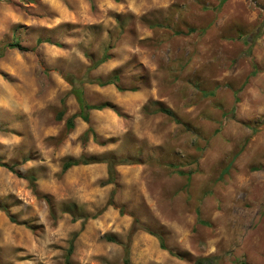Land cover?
<instances>
[{"label": "rangeland", "instance_id": "374dc122", "mask_svg": "<svg viewBox=\"0 0 264 264\" xmlns=\"http://www.w3.org/2000/svg\"><path fill=\"white\" fill-rule=\"evenodd\" d=\"M220 3L0 0V264H264V12ZM67 75L119 77L71 129Z\"/></svg>", "mask_w": 264, "mask_h": 264}, {"label": "trees", "instance_id": "16d2710c", "mask_svg": "<svg viewBox=\"0 0 264 264\" xmlns=\"http://www.w3.org/2000/svg\"><path fill=\"white\" fill-rule=\"evenodd\" d=\"M226 0H221V5L225 2ZM195 32V29H192V28H189L186 30V34H191V33H194ZM42 42V40H37V43L40 44ZM48 42V41H47ZM18 49V50H23L24 48L17 42H13V43H7L5 44L4 46L0 47V57H2L5 53V51L7 49ZM108 56L107 55H104L102 56L98 61L96 62H92V66L91 68L94 69L96 67H98L99 65H101L102 63L106 62L108 60ZM90 70V68H89ZM66 80L67 82L70 84L71 86V90H70V94L74 96L77 104H78V107H79V111L78 113H76L75 115L71 116L70 118H68L67 122H66V125L69 129H71L74 125V120L76 118H80L82 121L84 122H89V113L90 111L92 110H102L104 109L106 106H103V105H90L87 103L86 99H85V96H84V91H83V85L85 83H89V84H97L98 86L100 87H105V86H108V85H115L118 83L119 81V77L117 75H113L105 80H102L100 78H96V79H91L89 78L87 75L81 77V78H76L72 75H67L66 76ZM64 102V100H63ZM62 102V103H63ZM107 105V104H106ZM154 113H164L168 116H170L171 118L174 119V114L173 112L168 109V108H165V107H158V108H155L153 110ZM64 114V110L60 111L59 112V118ZM88 131L92 132V129L89 128ZM106 163L107 165V179L105 181L106 184H112L115 179H116V172H115V168L119 165H129L132 163V160L131 159H128V158H122V159H111V158H104V159H96V158H86V157H80L78 159H71V160H68L66 161L63 166H62V171H66L68 170L69 168L71 167H75V166H79V165H90V164H94V163ZM0 166H3V167H6L8 168L11 172H13V167L12 166H7L6 164H2L0 162ZM26 180L29 181L30 184L34 185L35 181H36V178L35 176L33 175H28L25 177ZM1 209V208H0ZM3 211H5L8 215V218L10 219L11 222H16L15 218L10 215L6 210L3 209ZM95 217V216H93ZM78 218L73 216L72 220L73 221H76ZM84 221L85 218H84ZM134 224H135V227H132V233L135 232L136 230H139V229H142L141 226L139 225L138 221L137 220H134ZM131 232H130V235H131ZM152 234L153 236H155L159 242V247L163 250H166V246H165V242H164V239L159 236V235H156L154 233H150ZM110 241H113V239H109ZM114 242V241H113ZM123 246V249H124V256H123V259H122V262L123 264H131L130 263V258H129V245L128 243H124L122 244ZM73 252V239L70 241L69 243V247H68V250H67V254H66V257L67 259L70 257L71 253Z\"/></svg>", "mask_w": 264, "mask_h": 264}, {"label": "water", "instance_id": "95a60500", "mask_svg": "<svg viewBox=\"0 0 264 264\" xmlns=\"http://www.w3.org/2000/svg\"><path fill=\"white\" fill-rule=\"evenodd\" d=\"M255 7H257L258 9L262 10L264 12V4H261L260 2H258V0H250Z\"/></svg>", "mask_w": 264, "mask_h": 264}]
</instances>
